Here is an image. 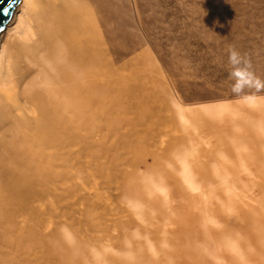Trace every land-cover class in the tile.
<instances>
[{
	"label": "bare ground",
	"instance_id": "bare-ground-1",
	"mask_svg": "<svg viewBox=\"0 0 264 264\" xmlns=\"http://www.w3.org/2000/svg\"><path fill=\"white\" fill-rule=\"evenodd\" d=\"M113 2L20 0L0 34V264H115L110 259L117 255V264H264V160L260 174L248 180L238 150L227 154L234 163L215 167L214 175L186 176L185 167L175 174L169 160L173 174L139 180L136 189L154 196V211L146 213L111 196L119 183L129 182L127 171L109 165L114 152L139 146L129 135L119 146L88 143L94 134L98 140L101 122L113 129L134 124L103 117L114 103L126 115L138 113L139 126L152 123L159 130L170 125L163 109L169 106L184 130L189 127L185 137L195 135L183 112L191 110H183L153 59L148 63L154 68L146 65L141 79L117 75ZM66 134L75 146L86 144L75 154L79 165L65 156ZM107 151L112 157L102 156ZM252 178L253 191L244 190ZM99 190L104 198H94ZM64 197L67 206L59 205L57 213L68 220L55 229L52 207ZM138 216L139 225H132ZM251 220L256 226L246 230L243 224ZM115 223L118 235L109 231ZM82 232L88 233L85 243L77 241ZM133 235L137 241L131 243ZM112 237L119 248L109 245ZM253 241L257 253H245L244 244Z\"/></svg>",
	"mask_w": 264,
	"mask_h": 264
},
{
	"label": "rangeland",
	"instance_id": "rangeland-1",
	"mask_svg": "<svg viewBox=\"0 0 264 264\" xmlns=\"http://www.w3.org/2000/svg\"><path fill=\"white\" fill-rule=\"evenodd\" d=\"M113 1L116 12L113 20L112 52L117 75L119 77L134 75L141 79L144 70L146 72L148 70L146 65H149L148 62H152L153 59V63L162 68L160 71L173 89L176 98L186 105L187 108L184 107L183 110H191L183 112L187 120L192 121L193 126H190L195 128V135L192 133L194 136L186 138L185 132L188 133L189 127L184 130L180 120L174 119L169 106H163L166 118H170L168 128L159 130L154 126L157 124L152 123H145L144 127H141L137 124L138 113L131 112L126 115V109L120 103H114L109 108V114L103 117L112 118L116 115V118L135 121L134 124L130 127L122 123L118 128L113 129L109 123L101 127L104 122H99L98 140L95 142L97 136L94 134V137H91L93 139L88 143L95 148L105 144L109 147L112 143L119 146L128 135L132 136L133 140L139 139L136 143L139 146L133 151L117 149L109 164L118 171H127L129 176L128 183H119L116 191L112 192L111 196L117 197L116 202L122 199L128 201L130 210L136 209L135 212L144 210L146 213L149 209L154 211L151 208L154 196L136 187L139 180L146 176L161 178L167 174V171L173 174L169 160L177 167L175 174L185 167L188 169V171L183 170L186 176L193 172L199 177L200 171L214 175L217 174L215 167L228 165L232 161V159L229 161L231 155L227 154L238 150L240 161H243L244 165L241 175L247 180L252 177L251 175H259L260 171L257 167L264 160L261 153L264 147L262 131L264 90L245 89L241 93L232 91L234 81L229 76L231 65L228 62V49L234 47L241 55L247 56L251 60L252 70L264 80V0ZM143 53L148 56H141ZM153 63L149 68H154ZM100 115L98 114L97 117ZM79 117L86 122L83 115ZM66 128L72 127L68 125ZM162 134L168 136L160 138L159 135ZM65 136V156L73 155V164L79 165L80 160H76L75 154L80 153L81 148H85L86 144L75 146L73 139L67 137L69 136L67 134ZM187 140L192 141L191 149L187 145ZM102 156L112 157L109 151ZM250 168H253V172L246 170ZM255 180L256 178H252L250 183H243L244 190L253 191ZM179 191L176 190L175 195L181 199ZM101 193L99 190L94 198H104V193ZM255 198L256 195L250 198L252 199L250 203H253ZM59 200L60 197L57 201ZM65 202L68 200L64 197L58 206L55 203L52 207L55 229L68 220L65 214L57 213L60 206L66 208ZM158 203L161 205L160 201ZM81 204L83 203L79 202L75 207ZM157 204L155 211L160 209ZM132 206L135 208L132 209ZM139 219L138 216L137 221L132 222V225H139ZM220 220L226 221L221 216ZM113 225H108L110 234L113 231L118 235L120 228L116 223ZM243 225L249 230L250 226H256V222L251 220L249 224ZM123 232L121 229V237ZM80 235L77 241L80 243H85L82 240L88 241V233L83 235L82 232ZM130 237H132L131 243L137 241L134 235ZM110 241L109 245H116L119 248L116 238L114 240L112 237ZM258 244L255 241L244 244L245 253H257ZM53 246L55 247L56 244L54 243ZM252 247L255 250H251ZM141 255L139 253L140 257ZM119 258L117 255L115 259L110 260L112 263L115 260L117 264Z\"/></svg>",
	"mask_w": 264,
	"mask_h": 264
},
{
	"label": "clouds",
	"instance_id": "clouds-1",
	"mask_svg": "<svg viewBox=\"0 0 264 264\" xmlns=\"http://www.w3.org/2000/svg\"><path fill=\"white\" fill-rule=\"evenodd\" d=\"M228 52V62L231 65L229 76L234 81L232 91L241 93L245 89L264 90V80L252 70L251 60L247 56L241 55L234 47H229ZM62 231L66 230L62 229Z\"/></svg>",
	"mask_w": 264,
	"mask_h": 264
},
{
	"label": "water",
	"instance_id": "water-1",
	"mask_svg": "<svg viewBox=\"0 0 264 264\" xmlns=\"http://www.w3.org/2000/svg\"><path fill=\"white\" fill-rule=\"evenodd\" d=\"M20 0H0V34L12 17Z\"/></svg>",
	"mask_w": 264,
	"mask_h": 264
}]
</instances>
